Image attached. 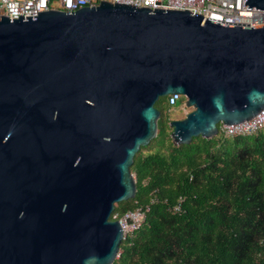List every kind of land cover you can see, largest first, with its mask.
<instances>
[{
  "label": "water",
  "instance_id": "1",
  "mask_svg": "<svg viewBox=\"0 0 264 264\" xmlns=\"http://www.w3.org/2000/svg\"><path fill=\"white\" fill-rule=\"evenodd\" d=\"M189 15L100 0L0 18V264L117 258L109 216L134 197L129 167L156 135L158 98L190 109L167 124L175 146L264 108V26Z\"/></svg>",
  "mask_w": 264,
  "mask_h": 264
},
{
  "label": "trees",
  "instance_id": "2",
  "mask_svg": "<svg viewBox=\"0 0 264 264\" xmlns=\"http://www.w3.org/2000/svg\"><path fill=\"white\" fill-rule=\"evenodd\" d=\"M153 107L156 135L129 167L134 197L111 215L147 211L111 264H264V130L175 146L167 97Z\"/></svg>",
  "mask_w": 264,
  "mask_h": 264
},
{
  "label": "built area",
  "instance_id": "3",
  "mask_svg": "<svg viewBox=\"0 0 264 264\" xmlns=\"http://www.w3.org/2000/svg\"><path fill=\"white\" fill-rule=\"evenodd\" d=\"M58 11L72 13L79 8L96 6L100 0H57ZM110 4H120L132 8L152 10L186 11L189 16L204 18L206 21L225 26L259 28L264 26V11L240 10L241 0H105ZM50 0H0V18L16 20V17H35V13L54 10L49 8ZM180 101V103H179ZM186 109L183 99L172 94L167 96L171 109ZM264 130V108L247 121L236 125L218 124L217 133L224 138L252 136ZM177 208L174 209L176 211ZM147 208H135L121 215L110 214L109 220L116 221L121 231V241L136 232L144 221Z\"/></svg>",
  "mask_w": 264,
  "mask_h": 264
},
{
  "label": "rangeland",
  "instance_id": "4",
  "mask_svg": "<svg viewBox=\"0 0 264 264\" xmlns=\"http://www.w3.org/2000/svg\"><path fill=\"white\" fill-rule=\"evenodd\" d=\"M49 8L54 9V10H58L59 9L58 1L57 0H50ZM178 105H179V103H177V105L175 107H172L171 109H169L167 111L166 117L169 120V122L183 119L184 116L190 111V109H184V110L178 109L177 108ZM168 132L170 133L169 128H168Z\"/></svg>",
  "mask_w": 264,
  "mask_h": 264
}]
</instances>
